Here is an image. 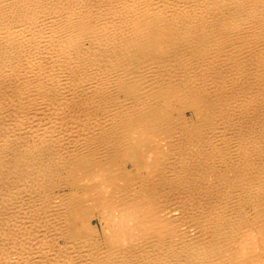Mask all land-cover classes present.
<instances>
[{
  "label": "bare ground",
  "instance_id": "obj_1",
  "mask_svg": "<svg viewBox=\"0 0 264 264\" xmlns=\"http://www.w3.org/2000/svg\"><path fill=\"white\" fill-rule=\"evenodd\" d=\"M0 264H264V0H0Z\"/></svg>",
  "mask_w": 264,
  "mask_h": 264
}]
</instances>
